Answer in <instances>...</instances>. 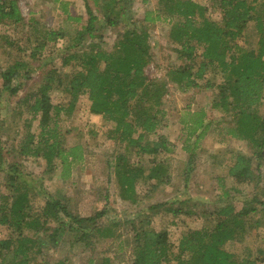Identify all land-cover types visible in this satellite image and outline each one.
Instances as JSON below:
<instances>
[{"label":"trees","instance_id":"16d2710c","mask_svg":"<svg viewBox=\"0 0 264 264\" xmlns=\"http://www.w3.org/2000/svg\"><path fill=\"white\" fill-rule=\"evenodd\" d=\"M18 1L0 0V29L2 26L20 27L25 34L22 44L20 38L0 31V50L8 49V56H11L7 65L0 67V100L5 95L8 101L22 91L21 79H31L29 61H35L36 69H39L41 61L49 55L46 48L57 51V41L70 38L79 50L66 52L62 57V66L74 68L65 79L52 69L35 81L38 86L27 94L29 96L17 102L14 112L19 115L22 126L20 139L11 146L15 155L19 158L41 157L47 173L58 171L62 179L68 178L72 166L81 164L83 150L80 145L63 147L57 120L60 113L69 114L73 110L79 95H85L89 113L114 125L107 138L126 145L125 152L115 158L113 166L122 199L136 201L135 188L142 178L155 180L152 188L161 183L166 167L157 157L172 153L174 149L165 136L158 134L164 116L162 98L167 82L147 77L145 70L152 63L148 29L151 23L162 19L168 26V39L176 47L173 48L176 57L185 61L182 66L168 68L167 81L186 91L199 88L197 81L201 80L205 87L216 91L211 106L231 117L227 134L253 150L250 157L231 152L227 178L238 185L253 183L255 190L258 189L261 161L264 160V117L259 114L264 101V0H207L206 5L196 0H157L155 9L145 12L143 19L138 21H132L128 16L130 6L126 7L125 0H84L87 19L83 21L81 16L69 14L66 17L67 22L75 25L71 32L63 26L54 30L44 27L36 13L29 12L30 17L25 18ZM89 2L100 13L98 16ZM211 7L218 12V20H211L206 15ZM99 19L104 27L98 24ZM250 22L254 23L257 40L255 47H244L239 40L243 39ZM103 29H119L109 50L102 48L99 33ZM198 49L200 54H197ZM207 72L216 74L207 77ZM54 89H60L64 94L65 106L50 103L49 92ZM204 117V111L199 110L183 112L179 119L187 132L186 140L194 137L191 145L183 147L189 153V163L197 143L210 126L204 122ZM35 121L36 133L31 130V122ZM2 127L0 121V129ZM130 153L150 155L152 165L147 167L142 162H130ZM254 158L257 162L253 168L250 163ZM19 171L17 162L10 163L3 171L5 193H0V226H5L10 233L0 240V264H41L31 255L42 254L45 247L56 249L65 238L71 244L88 246L92 235L100 234V227L96 230L93 227L105 218L104 208L81 217L70 209L64 195L43 197L45 201L34 208L31 199L39 195L40 189H33L28 181H19L22 178ZM217 181L223 189L219 199L229 197L224 178ZM107 197L105 191L103 200L107 201ZM257 205L264 213V200H258L254 195L252 201L246 202L239 211L231 204L218 208L214 226L182 234L175 254L173 245L167 241L166 231H155L151 219L160 211L174 217L194 212L183 211L166 202L151 205L147 209L149 214L139 221L137 229L131 228L135 244L132 264L173 261L175 264H262L264 249L259 252L263 255L262 260L250 255L240 257L225 249L227 242L244 237L247 226L259 223L254 218L259 213ZM56 264L69 262L59 260ZM102 264L110 263L105 259Z\"/></svg>","mask_w":264,"mask_h":264},{"label":"rangeland","instance_id":"374dc122","mask_svg":"<svg viewBox=\"0 0 264 264\" xmlns=\"http://www.w3.org/2000/svg\"><path fill=\"white\" fill-rule=\"evenodd\" d=\"M156 1L125 0L124 2L126 7L130 6L128 16L132 21H138L143 19L145 12L155 9ZM196 1L203 5L208 2L207 0ZM18 2L25 18L30 17L29 12L36 13L35 16L44 27L53 30L63 26L71 32L73 27L75 28V25L66 21L68 14L74 17L81 16L83 21L87 19L84 0H58V2L19 0ZM64 5L66 11L63 9ZM89 5L93 13L98 16L100 13L95 7L93 8V4L89 2ZM206 15L211 20L219 19V14L216 9L214 11V7L208 8ZM174 19H176L175 16ZM98 24L104 27L100 19ZM167 30L168 26L162 19L149 26L152 63L146 68L145 73L151 79L167 82L166 93L162 98L164 116L158 134L165 136L174 145V149L172 153L157 157V160L164 163L166 167L163 181L152 188L155 180L140 179L135 188L137 199L133 203L122 199L118 178L113 171L115 158L125 152L126 145L107 138V134L114 125L100 116L89 113V103L85 95H79L73 110L69 114L60 113L57 120L63 147L80 145L83 150L81 164L72 166L68 178L62 179L58 171L47 173L45 162L41 157L19 158L15 152L11 151L12 144H16L21 135L19 129L22 122L19 115L14 112L17 102L29 96L27 94L38 86L35 81L38 82L48 71L55 69L65 79L74 70L71 66H62L61 61L66 52L74 53L79 50L74 41L70 38L57 41L55 44L57 51L46 48L49 55L41 61L39 69H36L35 61H29L28 68L31 70H28L31 79L27 81L21 79L19 83L23 86L22 91L8 101L5 100V95L2 96L0 100L2 105L0 121L3 124L0 129V193H5L3 185L5 172L3 171L7 170L10 163L17 162L20 169L19 175L22 176L19 181H28L33 189H40L39 195L31 199L34 208L45 201L43 197L64 195L70 204V209L81 217L90 216L103 208L107 213L105 218L99 220L93 227L94 229L97 226L100 227V234L94 233L88 246L84 243L71 244L69 239L65 238V241L56 249L45 247L42 254H32L31 258L39 263L56 264L59 260H67L69 264H102L105 259H108L110 264H132L135 248L132 226L137 229L139 221L149 214L150 211L147 210L149 206L165 202L182 208L183 211L194 212V214H180L174 217L172 214L159 210V214L151 219V226L155 231H166L167 241L173 245L175 254L176 245L182 234L189 230L210 229L214 226L218 219L216 216L218 208L231 204L236 206L235 211H239L246 202L252 201L253 195L258 200H264V160L261 161L260 182L256 187L257 190L253 187V183L238 185L227 178V166L232 161L231 152H239L250 157L253 150L245 142L227 134L231 117L223 115L221 111L211 106L216 99V91L205 87V83L201 80L197 81L199 88H189L186 91L180 90L175 83L167 81L168 68L182 66L185 62L176 57L173 51L176 47L170 43ZM0 31L1 34L6 33L10 37L20 38L21 43H25V34L20 27L2 26ZM118 31L119 29L100 31L103 49L109 50L112 47ZM22 34L24 35L21 38ZM256 40L254 23L250 22L239 43L244 47H255ZM8 52V49L0 50V67L7 65L11 57L8 56ZM200 52L201 50L198 49L197 54ZM45 53L46 51L44 55ZM214 73L207 72L206 75L211 77L216 74ZM63 96L60 89L50 91V103L59 105L66 102ZM22 107L21 105L20 108ZM199 110L204 111V122L209 123L210 126L197 143L189 163V153L185 152L183 147L186 144L191 145L194 137L186 140L187 132L182 128L179 119L183 112L193 113ZM259 114L264 117V101L260 106ZM31 125V130L36 133L37 122H31ZM129 158L132 163L141 164L142 162L147 167L152 165L149 162L152 158L150 155L130 153ZM256 162L255 158L251 160L250 164L253 168ZM167 178H169L168 182H166ZM218 178H224V188L230 191L229 197L219 199L223 189L220 188ZM105 191L108 196L107 201L103 200ZM257 206L259 213H256L254 218H257L259 223L247 226V231L241 240L227 242L225 249L228 252L240 257L250 255L259 260L263 259V255L259 252L264 249V213L261 207ZM107 228L110 230L106 231ZM9 233L5 226H0V240L7 238ZM168 264H175V261Z\"/></svg>","mask_w":264,"mask_h":264}]
</instances>
